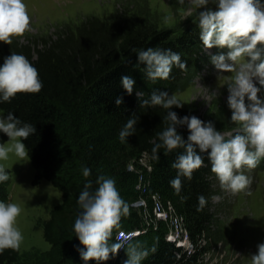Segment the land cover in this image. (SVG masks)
Wrapping results in <instances>:
<instances>
[{"label": "trees", "instance_id": "16d2710c", "mask_svg": "<svg viewBox=\"0 0 264 264\" xmlns=\"http://www.w3.org/2000/svg\"><path fill=\"white\" fill-rule=\"evenodd\" d=\"M147 48L170 49L180 54L187 67L181 70L173 65L168 79L151 80L146 75V65L138 61L133 51ZM3 49L4 58L12 52L24 55L38 70L43 87L39 93H18L10 102L0 101V111L4 117L11 112L22 123L35 128L33 134L21 141L34 170L32 185L38 186L45 179L62 193V202L50 210L42 226L51 249L36 252L33 264H125L127 249L122 254L110 253L106 261H84L80 255L86 248L74 232V222L82 211L78 197L88 182L92 183L91 190H95L100 175L115 180L121 198L129 205V214L121 217L118 224L121 227L117 229L139 226L141 212L132 203L143 196L151 209L155 194L164 203L170 201L189 228L190 239L196 244L193 255L185 256L183 248L167 242V224L160 222L131 243L148 250L141 264H196L198 257L212 245L211 199L215 195L216 175L211 171L208 153H199L197 148L204 164L193 172L190 180L180 177L182 188L177 194L170 185L178 174L172 164L184 150L169 152L162 146L157 152L158 160L152 153L156 144H162L159 134L168 127L165 117L169 110L141 104L142 100L150 99L153 91L180 93L197 77L205 65L198 25L177 33L143 23L135 14L126 12L117 14L112 22L91 17L74 31H66L54 39H36L26 44L12 41L11 45L4 43ZM3 63L4 59L0 66ZM125 75L135 81L131 95L121 84ZM118 97L123 100L119 106L115 103ZM170 111L176 112L178 118L194 115L205 123L211 121L221 132L235 129L233 122H224L212 111L201 117L187 109L172 107ZM133 117L137 119L135 133L122 143L119 133ZM177 132L185 140L190 134L186 125L178 126ZM8 138L0 132V144L5 145ZM144 155L149 158V172L140 163ZM260 163L258 170H263ZM130 165L133 169H129ZM85 167L91 169L88 177L83 176ZM5 171L9 174V170ZM147 182L149 186L143 187L142 183ZM9 183L10 176L0 182V202L5 203L9 197ZM201 195L207 203L197 211V198ZM117 229H113L110 245ZM21 258L20 249H6L0 253V264H29Z\"/></svg>", "mask_w": 264, "mask_h": 264}, {"label": "clouds", "instance_id": "9594fccd", "mask_svg": "<svg viewBox=\"0 0 264 264\" xmlns=\"http://www.w3.org/2000/svg\"><path fill=\"white\" fill-rule=\"evenodd\" d=\"M186 0H179L184 4ZM210 0H187L185 18L198 11L200 39L206 49L213 47L228 49L226 53L211 55V63L221 73H233L227 82V104L232 111L231 121L239 126V131L230 138L216 130L213 122L205 123L196 116L178 118L173 106L182 107L174 95L164 91H153L150 99L142 100L141 106H161L168 109L165 119L168 127L159 134L162 144H156L153 158L159 159L158 149L162 146L169 152L182 148L172 167L178 170L170 181L171 187L179 194L182 188L181 176L192 178L193 172L201 168L204 158L199 153H208L211 171L218 178L222 188L233 193L245 190L251 179L241 169H254L264 158V99L259 93L264 89V2L262 0H216V10L208 7ZM171 20L166 17L165 22ZM31 18L24 0H0V42L11 45L13 37H22L30 30ZM140 63L146 65V75L151 80L168 79L173 65L181 70L187 67L178 53L170 49L136 50ZM258 82L260 87L256 86ZM135 81L130 76H122L121 84L129 95ZM43 84L38 70L22 54L12 52L4 58L0 66V101L10 102L18 93H39ZM216 95V93H212ZM142 93H138L141 96ZM247 97V103L245 98ZM117 106L122 98L115 100ZM137 119L130 118L119 133L123 143L135 133ZM186 125L189 130L187 140L177 132L178 126ZM0 132L5 133L11 143L0 144V161H6L9 153L23 160L28 157L26 146L21 141L35 132L32 124L22 123L13 113L0 118ZM199 149V153L197 152ZM91 169L83 168V176L88 177ZM9 180V175L0 164V182ZM98 187L92 189L88 182L79 194L78 204L82 211L74 222L75 236L86 248L80 255L84 261H106L110 253L115 255L125 247L124 242L109 244L113 229L122 216L129 214V205L120 196L116 182L100 175L96 179ZM197 211L206 205V198L198 196ZM17 203L0 202V253L6 249L19 251L23 235L17 227L21 214ZM123 235V234H121ZM125 264H141L148 256V250L138 245H128ZM155 251V249H152ZM250 264H264V243L257 245V252L251 255Z\"/></svg>", "mask_w": 264, "mask_h": 264}, {"label": "rangeland", "instance_id": "374dc122", "mask_svg": "<svg viewBox=\"0 0 264 264\" xmlns=\"http://www.w3.org/2000/svg\"><path fill=\"white\" fill-rule=\"evenodd\" d=\"M31 18L30 30L22 37H13L12 41L24 44L36 39L56 38L66 31H74L91 17L104 22H112L117 14L129 12L135 14L143 23L152 24L181 33L190 26L198 25V11L185 18L187 0H24ZM264 2V0H262ZM208 7L216 10V0H210ZM166 17L171 20L165 22ZM3 42H0V64L5 56ZM221 48L204 49L203 63L197 77L182 92L174 93L182 107L201 117L209 111L218 115L224 122L232 123V111L227 104V82L233 73H221L211 63V55L219 54ZM228 51L225 50L223 53ZM202 63V64H203ZM260 87L258 82H255ZM212 93H216L213 95ZM170 95V96H171ZM264 99V89L258 94ZM247 103V97L245 98ZM4 117L0 111V118ZM239 131H222L226 137ZM5 145L11 143L9 141ZM149 158L142 161L147 165ZM9 170L8 199L5 203H17L21 214L17 218V227L23 235L20 246L21 260L33 264L35 253L49 249L45 241L42 223L49 218L50 210L62 202V193L47 180L33 186L34 170L30 159L23 160L9 153L6 161H0ZM244 167L241 171L251 179V184L243 191L233 193L222 188L218 178L213 182L215 195L211 199L214 222L211 228V246L205 260L197 259L196 264H250L251 255L257 252V245L264 243V171ZM149 209V207H148ZM150 210V209H149ZM143 213V212H141ZM160 222L154 224L159 226ZM168 224V223H167ZM117 227H121L118 225ZM117 227H115L117 229ZM52 256L48 255V258ZM51 259V258H50Z\"/></svg>", "mask_w": 264, "mask_h": 264}, {"label": "built area", "instance_id": "2783aa9c", "mask_svg": "<svg viewBox=\"0 0 264 264\" xmlns=\"http://www.w3.org/2000/svg\"><path fill=\"white\" fill-rule=\"evenodd\" d=\"M148 156L144 155L140 159V163L144 159H147ZM143 167L147 168V172L151 170V167L147 165H143ZM129 169H133V165H130ZM144 180L141 178V182ZM143 187L149 186L147 183H142ZM153 203L152 207L148 209V203L145 197H140L137 201L132 203V207L141 213L142 223L139 226L133 227L132 229L118 228L114 232V243L116 242H124L125 237L130 236L131 239L127 240L125 243V247L120 249L117 254H122L138 237L146 235L151 227L156 228V223L165 222L168 227V231L166 233V241L174 243L177 247L184 249V255H193L195 253L196 244H194L189 235V228L186 225L184 219L177 213L175 208H173L170 201L164 203L159 195L155 194L152 197ZM123 234V235H121ZM202 244L205 245L206 240L203 238ZM209 255V249L205 251L200 256V259L205 260V257Z\"/></svg>", "mask_w": 264, "mask_h": 264}, {"label": "crops", "instance_id": "0c3cea01", "mask_svg": "<svg viewBox=\"0 0 264 264\" xmlns=\"http://www.w3.org/2000/svg\"><path fill=\"white\" fill-rule=\"evenodd\" d=\"M61 203V202H60ZM50 212V211H49ZM50 216V215H49ZM42 226H43V223H42ZM41 230H42V227H41ZM43 231V230H42ZM51 248H50V245H49V249H47V250H44V252H47V251H49Z\"/></svg>", "mask_w": 264, "mask_h": 264}]
</instances>
